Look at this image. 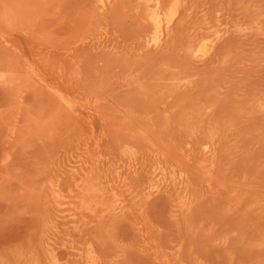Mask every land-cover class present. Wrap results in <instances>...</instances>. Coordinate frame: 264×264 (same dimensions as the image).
<instances>
[{"label": "rangeland", "instance_id": "rangeland-1", "mask_svg": "<svg viewBox=\"0 0 264 264\" xmlns=\"http://www.w3.org/2000/svg\"><path fill=\"white\" fill-rule=\"evenodd\" d=\"M192 1L0 0V264H264V0Z\"/></svg>", "mask_w": 264, "mask_h": 264}, {"label": "bare ground", "instance_id": "bare-ground-1", "mask_svg": "<svg viewBox=\"0 0 264 264\" xmlns=\"http://www.w3.org/2000/svg\"><path fill=\"white\" fill-rule=\"evenodd\" d=\"M112 0H107V2L102 0L103 6H105L107 3H110ZM144 7L149 10L148 13V20L151 24L154 25L155 27V36L148 41L151 45L158 46V45H163L164 39L169 37L171 34V31L176 28V26L180 23L181 21V14L183 13L184 10L187 9L188 5L185 6V8H180L181 7V0H174L173 3L169 6H165V0H138ZM186 1V0H185ZM194 1V0H193ZM192 1V2H193ZM209 2V1H208ZM196 3V1H195ZM206 3V2H205ZM194 4V2H193ZM206 5V4H205ZM189 8H191L189 6ZM166 9V10H164ZM220 11V10H219ZM206 13V12H205ZM185 15V12H184ZM183 15V16H184ZM187 15V14H186ZM182 16V17H183ZM191 16V13L189 15V18ZM208 16V15H207ZM185 17V16H184ZM187 18V17H186ZM184 19V18H183ZM207 19V18H206ZM186 20V19H184ZM166 23V24H165ZM183 23V22H182ZM165 24V25H164ZM176 24V25H175ZM187 23L185 24V26ZM162 34V36L158 35ZM218 37V35H217ZM219 38V37H218ZM224 39V37L222 38ZM219 42V41H218ZM221 43V42H220ZM195 45V44H194ZM216 46V45H215ZM215 49V48H213ZM188 51L190 53H195L196 49H192V46L188 47ZM213 51V50H212ZM187 52V51H186ZM188 53V52H187ZM211 55V54H210ZM213 58V57H212ZM66 70V69H65ZM66 72V71H65ZM62 73V71H61ZM76 73V72H75ZM67 75V73H66ZM65 76V75H64ZM16 80V79H15ZM57 92V91H56ZM59 92V91H58ZM57 92V93H58ZM62 97V96H61ZM204 144H207L206 142ZM208 145V144H207ZM206 145V146H207ZM84 189L86 190L88 196H96L97 198L102 197V191L103 189L102 185H100L99 182H94V181H87L84 184ZM95 247V245H94ZM93 245L90 248V254H91V264H97V258L95 257V249ZM97 252V251H96ZM98 256V255H97Z\"/></svg>", "mask_w": 264, "mask_h": 264}]
</instances>
